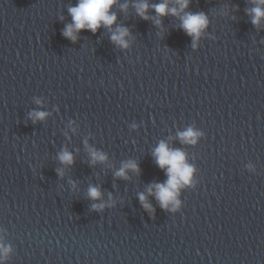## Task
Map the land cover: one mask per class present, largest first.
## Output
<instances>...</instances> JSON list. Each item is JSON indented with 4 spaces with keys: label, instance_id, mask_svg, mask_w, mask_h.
<instances>
[{
    "label": "water",
    "instance_id": "95a60500",
    "mask_svg": "<svg viewBox=\"0 0 264 264\" xmlns=\"http://www.w3.org/2000/svg\"><path fill=\"white\" fill-rule=\"evenodd\" d=\"M77 3L0 0V243L12 249L0 264H264L255 0H191L184 12L209 19L195 46L184 13L150 8L157 25L135 0L110 9L111 28L81 29L73 41L63 31ZM118 26L130 30L126 48L111 40ZM34 111L48 115L34 120ZM190 126L205 133L194 145L177 135ZM162 140L196 169L175 212L148 193L168 179L153 156ZM90 149L107 159L93 162ZM65 150L73 163L60 160ZM130 160L140 171L117 177ZM93 186L100 198L89 196Z\"/></svg>",
    "mask_w": 264,
    "mask_h": 264
},
{
    "label": "clouds",
    "instance_id": "9594fccd",
    "mask_svg": "<svg viewBox=\"0 0 264 264\" xmlns=\"http://www.w3.org/2000/svg\"><path fill=\"white\" fill-rule=\"evenodd\" d=\"M119 2V0H78V3L74 6L70 5L68 12L72 17V22L67 24L63 34L66 37L71 38L73 41L78 39L77 33L81 29H90L96 32L101 26L111 28V26L117 21V13L110 11V9ZM177 6H172L170 0H161L160 3H150L149 0H135L133 6L136 9L138 15L144 19H154L157 25H160L162 21L150 17L148 10L155 9L158 16H164L172 14L181 16V27L186 33L193 37V46H195L196 40L200 37L202 31L208 26L209 19L204 12H184L191 3V0H176ZM120 7L126 10L129 7L128 3H123ZM252 15V23L259 25L261 19L264 18V0H255V6L249 9ZM130 30L124 26H118L111 35V40L118 43L122 47H128V41L125 39L129 36ZM40 103V101H37ZM48 113L43 111H34L31 116L34 120L44 119ZM135 127V125H133ZM181 141L186 144H196L202 136L205 135L203 131L197 130L194 127H188L186 130L177 134ZM93 162L105 161L107 156L101 151L90 149ZM155 162L161 169L166 171L168 179L163 183H154L148 188V193L153 192L156 198L160 201L161 207L169 209L175 212L181 208L182 201L179 198L180 189L184 186H195L194 173L196 172L195 166L191 165L186 160V153L182 149H174L169 146L166 141H160L158 146L153 151ZM60 160L64 163L71 164L74 162L73 155L67 150L60 154ZM252 168V165H248ZM127 170L140 171L139 164L136 161H128L116 172L117 177L127 178ZM62 174V173H61ZM102 192L98 187L89 188V196L93 199L100 198ZM139 199L142 202L145 209L154 211V207L148 202L147 196L144 193L139 194ZM94 209H103L105 205L103 203L94 204ZM10 245H4L0 243V262L7 258L11 252Z\"/></svg>",
    "mask_w": 264,
    "mask_h": 264
}]
</instances>
